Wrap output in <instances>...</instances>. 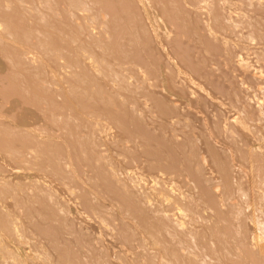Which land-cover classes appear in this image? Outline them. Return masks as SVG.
Masks as SVG:
<instances>
[{
  "label": "rangeland",
  "instance_id": "obj_1",
  "mask_svg": "<svg viewBox=\"0 0 264 264\" xmlns=\"http://www.w3.org/2000/svg\"><path fill=\"white\" fill-rule=\"evenodd\" d=\"M18 1L0 0V264H264V0H83L88 21ZM126 61L156 86L112 84Z\"/></svg>",
  "mask_w": 264,
  "mask_h": 264
},
{
  "label": "bare ground",
  "instance_id": "obj_2",
  "mask_svg": "<svg viewBox=\"0 0 264 264\" xmlns=\"http://www.w3.org/2000/svg\"><path fill=\"white\" fill-rule=\"evenodd\" d=\"M20 1V0H19ZM18 1V2H19ZM36 2H37V0H35ZM38 1H41V0H38ZM47 1V0H46ZM92 1V0H91ZM42 2V1H41ZM55 2V1H54ZM89 2V1H88ZM21 3H23V2H20V5H22ZM62 3V2H61ZM66 3V2H65ZM71 3H72V1H71ZM86 3L87 2H84L83 0H76L75 2H74V4L75 5H72L71 6V8H70V11H69V13H70V15L73 17L74 16V13L75 12H77L79 15H81L82 16V18H84L85 20H87L88 18H90L91 16L90 15H88L87 14V12H86V9H87V7H86ZM204 3H206V2H204ZM31 4V3H30ZM30 4L28 3V5L26 4H24V7H26L28 10H30V11H32V7L30 6ZM212 4V3H211ZM19 5V4H18ZM63 5V4H62ZM67 5V4H66ZM23 6V5H22ZM207 6V5H206ZM48 7V6H47ZM215 7V6H214ZM65 8H66V6H65ZM208 8V7H207ZM36 9V8H35ZM39 9V8H38ZM54 10H57V9H54ZM60 10V9H59ZM61 11H62V9H61ZM91 11V10H90ZM102 12H103V10H102ZM35 13V12H34ZM39 13V12H38ZM65 13V12H64ZM68 13V12H67ZM76 13V14H77ZM28 14V13H27ZM90 14V13H89ZM106 14V13H105ZM33 15V14H32ZM36 15V14H35ZM41 15H42V13H41ZM62 15V14H61ZM60 15V16H61ZM107 15V14H106ZM39 16V15H38ZM60 16H58V17H60ZM69 16V15H68ZM76 16V15H75ZM90 16V17H89ZM93 16V15H92ZM101 16H102V13H101ZM104 17H106L105 15H103ZM31 17H33V16H31ZM72 17H70V18H72ZM76 18H77V16H76ZM107 18V17H106ZM215 18H217V17H215ZM40 20H42L41 18H39ZM94 18L92 17V19L91 20H93ZM44 21V20H43ZM76 21V20H75ZM83 20H81V22H82ZM88 21V20H87ZM218 21V20H217ZM80 22V21H79ZM94 22H95V20H94ZM84 23V22H83ZM88 23V22H87ZM86 23V24H87ZM93 23V22H92ZM79 24V23H78ZM77 24V25H78ZM89 24H91V23H89ZM88 25V24H87ZM69 26V25H68ZM82 26V25H81ZM94 27H95V23H94V26H92V24L90 25V31H93V29H94ZM83 28V27H82ZM68 30H70V29H68ZM72 30V29H71ZM237 30V29H236ZM96 31V30H95ZM39 32V31H38ZM73 32V31H72ZM85 32V31H84ZM40 33V32H39ZM70 33H71V31H70ZM69 33V34H70ZM82 33V32H81ZM95 33V32H94ZM64 34H66V33H64ZM96 34V33H95ZM63 35V34H62ZM72 35V34H71ZM74 35V34H73ZM79 35V34H78ZM239 35V34H238ZM66 36V35H65ZM86 36H89V34L88 35H86ZM94 36V35H93ZM98 36V35H97ZM96 36V37H97ZM69 37V36H68ZM81 37V36H80ZM77 38H78V36H77ZM87 38V37H86ZM92 38V37H91ZM94 38V37H93ZM100 38V37H99ZM72 39V38H71ZM75 39H76V37H75ZM74 39V40H75ZM73 40V41H74ZM90 40V39H89ZM75 42H77V41H75ZM81 42V41H80ZM85 43V42H84ZM96 43H97V41H96ZM98 43H99V41H98ZM97 43V44H98ZM75 44V43H74ZM77 44V43H76ZM94 44V43H93ZM100 45H101V43H100ZM96 46V45H95ZM128 46V45H127ZM85 47V46H84ZM88 47V46H87ZM131 47V46H130ZM80 50H81V48H79ZM85 50V49H84ZM86 51V50H85ZM84 51V52H85ZM125 51V50H124ZM83 52V50H82V54L84 53ZM25 53V52H24ZM24 53H22V54H24ZM28 53V52H27ZM122 53V52H121ZM81 54V55H82ZM86 55L85 56H87V57H89L90 55H88L87 53H85ZM122 54H125V53H122ZM20 56V55H19ZM22 56V55H21ZM79 56V55H78ZM86 57V58H87ZM21 58V57H20ZM19 58V59H20ZM24 58H26L28 61L30 60H32L33 58H32V56H30V55H28V54H26V56H24ZM23 58V59H24ZM80 58V57H79ZM91 58V56L89 57V59ZM88 59V58H87ZM119 59V58H118ZM90 61V60H89ZM20 62V61H19ZM18 62V63H19ZM32 62V61H31ZM22 63V62H21ZM20 64V63H19ZM239 64L242 66V67H244V68H247V63L243 60V59H240L239 60ZM78 66V65H77ZM249 67V66H248ZM118 70H116V72H115V74H114V76L112 77V84H113V82H114V84H117L118 85V87H120V88H122V86H126V87H128V85L131 83L132 84V82H131V80L133 79V75H134V72L135 71H138V72H140V73H142L143 75H142V84L144 83V84H147L148 86H150V87H152V86H156L155 85V81H157V80H159L158 78H152V77H149V74H148V72L146 73L145 71H144V69H142V68H140L136 63H134V62H127L126 61V64L124 65L123 63L121 64L120 63V65L118 64ZM167 69V68H166ZM249 69V68H248ZM146 70V69H145ZM153 70V69H152ZM113 72V71H112ZM169 72V71H168ZM171 74V73H170ZM111 77V76H110ZM155 77H156V75H155ZM161 77V76H160ZM88 77H86V79H87ZM177 78V77H176ZM89 80V79H88ZM111 80V79H110ZM140 80V81H141ZM155 80V81H154ZM163 81V80H162ZM83 82V81H82ZM84 82H86V81H84ZM158 82V81H157ZM139 83V82H138ZM140 83V84H141ZM176 83V82H175ZM86 84V83H85ZM134 84V83H133ZM141 84V85H142ZM140 85V86H141ZM158 85V84H157ZM163 86V85H162ZM129 87H131V86H129ZM138 87V86H137ZM164 87V86H163ZM156 88V87H155ZM158 88V87H157ZM165 88V87H164ZM163 88V89H164ZM151 89V88H150ZM91 90H92V88H91ZM148 91V90H147ZM169 92V91H168ZM85 93V92H84ZM83 94V93H82ZM176 94V93H175ZM174 95V94H173ZM172 95V96H173ZM149 96V95H148ZM86 97V96H85ZM104 97V96H103ZM110 97V96H109ZM103 100V99H102ZM153 100V99H152ZM83 101V100H82ZM88 101V100H87ZM154 101V100H153ZM157 101V100H156ZM94 102V101H93ZM148 102V101H147ZM147 102H146V104H145V102H144V104H143V107L145 106V107H149V105H147ZM87 103V102H86ZM112 103V102H111ZM104 104V103H103ZM157 104V103H156ZM106 105V104H105ZM147 105V106H146ZM155 105V104H154ZM162 105V104H161ZM85 106V105H84ZM92 106V105H91ZM131 106H132V104H131ZM133 107V106H132ZM144 107V108H145ZM154 107V106H153ZM84 108V107H83ZM131 108V107H130ZM151 108V107H150ZM121 109V108H120ZM127 113V112H126ZM141 113V112H140ZM142 114V113H141ZM100 115V114H99ZM119 115V114H118ZM151 115H153V114H151ZM69 116H71V115H69ZM91 116V115H90ZM145 119V118H144ZM76 120V119H75ZM100 124V123H99ZM90 127V126H89ZM97 128V127H96ZM108 138V137H107ZM192 157V156H191ZM102 159V158H101ZM246 163V162H245ZM236 165V164H235ZM239 165V164H238ZM238 167V166H237ZM240 167V166H239ZM195 169V168H194ZM244 169V168H243ZM240 170V169H239ZM245 170V169H244ZM245 172V171H244ZM188 178V177H187ZM264 179V178H263ZM224 180V179H223ZM236 179H234V181H235ZM250 180V179H249ZM220 182V181H219ZM224 182V181H223ZM134 184H136V183H134ZM138 186H140V185H138ZM219 190V187L218 186H216V188H215V191H218ZM192 191V190H191ZM194 192V191H193ZM241 193V192H240ZM244 193V192H243ZM160 194V197H161V199L168 205V207L169 208H171L176 214H178V215H183V214H186V208H183L184 207V203L186 204V201H183V200H185V198H186V196H188V194H186V193H175L174 191H173V189L172 188H169V189H167V193H165V192H160L159 193ZM158 194V195H159ZM235 194V193H234ZM250 194V193H249ZM191 195V194H190ZM236 195V194H235ZM147 196V195H146ZM213 196V195H212ZM189 197V196H188ZM187 197V198H188ZM211 197V196H210ZM216 197V196H215ZM219 198V200L218 201H220V203L218 204V205H220V207L221 206H226L225 204H226V199H225V195H224V192H220V194H219V196H218ZM186 198V199H187ZM202 198V197H201ZM207 198V197H206ZM205 198V199H206ZM213 198H214V196H213ZM213 198H211V199H213ZM253 198V197H252ZM189 199V198H188ZM233 199V201L235 200L234 198H231V200ZM198 200L201 202V199L200 198H198ZM197 199H196V201H198ZM207 200V199H206ZM205 200V201H206ZM242 200V199H241ZM192 201V200H191ZM190 201V202H191ZM204 201V202H205ZM208 201H210V200H208ZM189 202V201H188ZM193 202H194V200H193ZM211 202V201H210ZM227 203H229V202H227ZM240 203V202H239ZM243 203V202H242ZM251 203V202H250ZM193 204V203H192ZM212 204H213V202H212ZM211 204V205H212ZM248 204V203H247ZM196 205V204H195ZM202 205V204H201ZM214 205V204H213ZM217 205V206H218ZM239 205H241V204H238L237 206H239ZM194 206V205H193ZM207 206V205H206ZM247 206V205H246ZM261 207V206H260ZM188 208V207H187ZM206 208H208V209H210L209 207H205V209ZM218 208V207H217ZM251 208V207H250ZM186 209V210H185ZM195 209V208H194ZM193 209V210H194ZM199 209V208H198ZM212 209V208H211ZM192 210V209H191ZM212 210H214V209H212ZM195 211V210H194ZM207 211V210H206ZM254 211V210H253ZM192 211H190V213H191ZM209 212V211H208ZM229 212V211H228ZM233 212V211H232ZM263 212H264V207H263ZM174 213V214H175ZM187 214H189L188 212H187ZM197 214V213H196ZM212 214H214L213 212H212ZM211 214V215H212ZM254 214V213H253ZM190 215V214H189ZM193 214H191V216H192ZM208 215H209V213H208ZM219 215V214H218ZM194 216H195V214H194ZM197 216H198V214H197ZM180 217V216H179ZM208 219H209V217H208ZM216 220V219H215ZM220 220V219H219ZM206 221V220H205ZM251 221H252V224H254V225H257V221L254 219V218H252L251 219ZM219 222V221H218ZM2 222H0V224H1ZM248 224V223H247ZM205 225V224H204ZM162 227V226H161ZM163 227H165V224L163 225ZM185 227H186V222L185 221H183V220H181V219H179V218H174V223L172 224V226H169V224H167V227H166V230H168V232L170 231L171 232V230L173 229V231H175L174 232V235L175 234H177V236H181L180 238H179V240H178V243H179V245H182V249H186V245L185 244H183V243H188L189 241H187L188 239H190V235L189 234H186V233H190L189 232V230H187L188 232H186V233H184V232H181V230H183V229H185ZM256 227V226H255ZM9 228V227H8ZM10 229V228H9ZM8 229V230H9ZM161 229H163V228H161ZM255 229V228H254ZM164 230V229H163ZM195 230V229H194ZM197 230V229H196ZM10 231H12L11 229H10ZM178 231V232H177ZM230 231V230H229ZM12 233H14V235H16L17 236V234H18V231L17 230H14V231H12ZM173 234V233H172ZM179 234V235H178ZM19 236V235H18ZM20 238V237H19ZM260 236L258 237L257 235L255 236H253L252 238H251V242H250V246L253 248V249H257V251L262 255V254H264V248L261 246V242H260ZM191 240V239H190ZM194 240V239H193ZM193 242V241H192ZM1 243V242H0ZM190 243L191 242H189V245H190ZM193 244V243H192ZM211 244L213 245L214 244V242L213 241H211ZM0 245H2V244H0ZM233 245V244H232ZM3 246V245H2ZM178 246V245H177ZM5 247V246H4ZM194 247V246H193ZM193 247H191V249L193 248ZM196 247H198L197 245H196ZM0 248H1V246H0ZM6 248V247H5ZM5 248H3L2 247V249H5ZM1 249V250H2ZM187 249H189L188 247H187ZM201 249V248H200ZM193 250H195V249H193ZM177 252V251H176ZM183 252V251H182ZM186 252V251H185ZM194 252H196V251H194ZM257 252V253H258ZM188 253H189V251H188ZM7 254L9 255L8 257H10V258H12V260H13V258L15 259V255H13V252H10V251H8L7 252ZM194 254V253H193ZM199 254V253H198ZM260 254H259V256H260ZM4 257V256H3ZM174 257H176V256H174ZM185 257V256H184ZM193 257V256H192ZM204 257V256H203ZM261 257H264V256H261ZM21 258V257H20ZM182 258V257H181ZM197 258V257H196ZM5 259V258H4ZM170 259H172V258H170ZM187 259V258H186ZM199 259V258H198ZM20 260V259H19ZM178 260V262H179V260L180 259H177ZM17 261V260H16ZM16 261H14L15 262V264H16ZM4 262H6V264H7V261H4ZM3 262V263H4ZM182 262H184V261H182ZM203 262V261H202ZM5 264V263H4ZM9 264V263H8ZM190 264H191V262H190Z\"/></svg>",
  "mask_w": 264,
  "mask_h": 264
}]
</instances>
